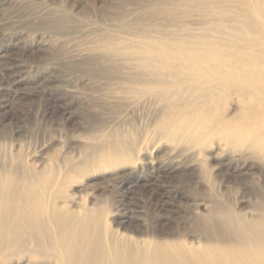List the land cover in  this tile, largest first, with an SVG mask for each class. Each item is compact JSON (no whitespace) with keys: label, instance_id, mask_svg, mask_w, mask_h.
<instances>
[{"label":"bare ground","instance_id":"obj_1","mask_svg":"<svg viewBox=\"0 0 264 264\" xmlns=\"http://www.w3.org/2000/svg\"><path fill=\"white\" fill-rule=\"evenodd\" d=\"M185 1L197 15L153 33L139 20L107 28L76 55L88 78L120 80L132 99L152 106V139L170 146L172 163L188 161L166 176L190 179L206 213L191 209L182 226L144 229L122 219L117 229L78 202L74 191L91 166L137 164L147 143L134 131L94 158L83 141L43 167L1 159L0 264H264V0ZM9 78L0 69V120L19 97ZM136 170L118 182L126 197Z\"/></svg>","mask_w":264,"mask_h":264},{"label":"rangeland","instance_id":"obj_2","mask_svg":"<svg viewBox=\"0 0 264 264\" xmlns=\"http://www.w3.org/2000/svg\"><path fill=\"white\" fill-rule=\"evenodd\" d=\"M187 14L197 15V10L185 0H0V69L16 82L19 93L11 105L12 112L0 120V160L17 159L43 167L48 159L72 155L85 143H90L87 155L93 157L118 145L117 134L122 140V136L127 139L126 133L133 138L135 132L148 146L135 153L137 164L91 166L89 171L93 172L80 178L79 189L74 191L78 202L100 213L117 229L122 219L144 229L154 223L182 226L191 209L206 213L201 202L204 194L192 188L190 179L182 182L166 176L172 168L187 166L188 161L172 163L167 152L170 146L152 139V106L132 99L134 95L120 85V80L116 85L88 78L77 60L80 50L107 28L114 32L122 24L139 20L143 30L153 33ZM134 165L137 173L132 180L137 186L126 197L118 182L126 179ZM150 185L153 190L144 192L143 188ZM192 202L198 206H191Z\"/></svg>","mask_w":264,"mask_h":264}]
</instances>
